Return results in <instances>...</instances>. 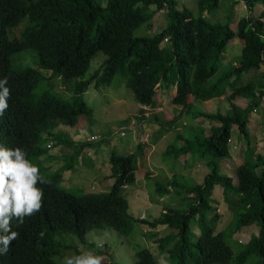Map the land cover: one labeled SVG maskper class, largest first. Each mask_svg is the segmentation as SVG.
Here are the masks:
<instances>
[{
	"label": "trees",
	"instance_id": "1",
	"mask_svg": "<svg viewBox=\"0 0 264 264\" xmlns=\"http://www.w3.org/2000/svg\"><path fill=\"white\" fill-rule=\"evenodd\" d=\"M245 1L250 11L256 5L263 6V11L259 17L250 14L242 18L235 30L232 24L211 23L204 16L205 11H210L206 8L218 7L220 0H199L200 16H195L187 6L180 8L178 0H39L37 5L27 0H0V27L13 31L20 25L29 28L25 32L22 27V37L15 42H26L29 49L37 52L43 68H54L65 79L77 80L83 78L99 53L105 54L107 58L93 79L97 87H112L115 78L121 75L137 103L146 109L161 107L164 94L174 105L172 116L158 112L150 118L145 116V108H139L137 118L169 126L174 131L185 114L195 121L192 139L178 137L186 138L185 145L179 146L183 153L176 154L171 144L166 154L175 158L194 155L208 167L214 166L217 160L224 161L220 162L221 167L219 164L218 168L210 169L200 183L186 186L174 175L165 186L156 185L155 193L162 197L172 194L175 202L185 205L164 208L161 215H150L143 220L149 229L146 238L154 237L155 243H159L161 259L168 258L177 264H188V260L194 264H230L233 250L228 242L238 243L233 236L239 233L240 238L241 233L256 224L259 235L252 233L250 247L239 253L235 264H264V156L253 149L248 129L251 113L264 103V72L259 81L243 82L244 75L264 69V0ZM14 7L29 15L16 16L19 12ZM164 10L168 23L162 31L150 37L135 36L136 29L143 24L151 31L155 15ZM236 37L243 43L242 56L238 63L227 67L226 50ZM166 38L169 43H165ZM33 75L30 70L18 74L7 63H0V79L7 77L14 94H29L38 79ZM81 85L86 89L81 90ZM88 86V81L79 82L77 96L82 97ZM213 99H226L230 109L225 113L194 110L197 102ZM93 112L86 103H64L52 93L32 92L25 102L18 104L12 123L2 118L0 143L19 146L28 159H33L43 153L44 133L56 128L52 122L42 121L54 118L73 125L79 117ZM235 125L247 140L246 158L237 169V182L221 172L232 160L228 140ZM139 145L140 149L145 146ZM140 151L138 155L125 157L113 155L112 176L116 182L112 192L103 198L75 199L40 184L46 206L50 205L51 209L45 208L44 201V207L34 216H26L22 225L18 226L15 218L12 220L11 228L19 232V237L10 242L6 252L0 244V264H64L65 255H79L85 250L107 256L103 264H109L108 245L98 248L90 242L88 233L110 229L108 226H117L122 233L132 230L135 221L128 214V201L122 190L136 181L134 169L142 156ZM220 186L229 208H233V218L225 234L214 236L213 226L220 216L211 202L214 189ZM232 197L237 199V205L233 204ZM197 215L202 234L193 242L190 221ZM210 215L214 216L208 219ZM207 222L210 225L206 226ZM159 227H167L166 237L160 238ZM40 233L44 234L43 238ZM69 236H74L76 244L67 240ZM136 257L133 264L160 261L148 248L138 251Z\"/></svg>",
	"mask_w": 264,
	"mask_h": 264
},
{
	"label": "rangeland",
	"instance_id": "2",
	"mask_svg": "<svg viewBox=\"0 0 264 264\" xmlns=\"http://www.w3.org/2000/svg\"><path fill=\"white\" fill-rule=\"evenodd\" d=\"M178 1L180 8L187 6L189 9H191L195 16L201 15L202 10L199 8V0ZM103 3H105V1ZM153 8L154 7L152 6V9ZM206 10L210 11H205L204 16L211 23L232 24L233 29L235 30L237 29L238 22L243 17L249 15V12L244 8L243 0H220L218 7L212 9L207 7ZM261 10V7L255 8L254 13H256V17L259 15ZM167 23L168 19L166 16V11L158 12L154 17V25L152 26L151 31L147 24H143L136 29L135 36H153L154 34L162 31L166 27ZM241 56L242 40L239 37H236L229 42L226 50L225 62L227 67L238 63L241 59ZM106 58L107 57L105 54L99 53L92 61L91 67L85 75V78L90 79L93 76V73L99 68L103 60H106ZM37 64L38 58L36 54L29 51L24 55H19L16 57V60L13 62V69L15 71H22L29 67L36 68ZM263 72L264 69L248 73L247 75L243 76L244 80H242L243 82L251 79L259 81L261 80V74ZM64 85H67V83L64 82ZM43 86L44 84H42V87ZM46 87H48L50 93L58 97V99H60L62 102H72V99H67V93L64 91L60 92L54 88H50L49 86ZM105 89H107V92L102 90L101 87L100 89L95 88L94 86L90 87L91 96L85 100L89 101V107H95V113L93 112L91 115L83 117L89 121L88 126L81 124L79 128H74L72 131L75 133H81L82 130L89 131L92 129V127L97 126V131L104 135V140H106V135L111 136L114 139L113 142H108L104 145L99 144L96 147L99 150V153L96 157L97 161L95 164L100 166L102 169V175L105 177L108 175V173L109 175L111 174L112 169L110 161L114 153L121 156L128 155L130 153L138 155L140 153V149L138 147L139 140L145 138L149 142L148 146L150 147L148 148V151L151 153L146 152L148 146H144L142 150L149 154L148 157L152 167V169L149 167V170L151 171L150 174H152V176L145 179V181L139 186H129L122 193V195L130 203L129 214L131 220L138 222L132 224V230H128L126 234H120L113 230H108V234L111 236V238L108 240L109 261L114 264H133L137 260L136 253L138 251L148 248L153 252L154 250L157 252L159 248V243H155L153 247V244L148 239H145L143 233L147 231V227L140 226L139 218L142 217L143 214H146V216L151 214V216H153L154 213H159V215H161L164 212V208L169 209V207H174V205L180 207L185 205L181 204L180 202H175L172 194L163 195L165 197H162L159 195V193H155L154 191L157 190L156 185L161 184L165 186L169 177L174 175H176L179 178L178 180L186 186L200 183L204 179L205 175L207 176V173L211 172L210 169L218 168L221 161L217 160L214 166L211 164L210 167H208L206 166L203 159H200L194 155L189 154L187 156L183 155L175 158L173 155L164 153V150L171 144H174L173 150L176 154L183 153L179 149V146L185 145L186 138H193L190 136L192 135V127H194L195 121L191 120L189 116H186V114L183 115L176 123V125L179 126L176 131H174V129H168L167 127L159 128L158 126L160 125L154 123L149 124L147 121L140 122L137 118V116L140 115L138 105L139 103H137L135 100L133 92L127 87L125 78L123 76L118 75L113 81L112 87L108 88L105 86ZM160 101L162 102L161 108L157 111H163V113L172 116L173 113H170L172 109L170 100H168V98H163L162 96ZM236 102L241 104V106H246V104L243 102ZM229 109L230 103L226 99H214L207 102L199 101L197 102L196 107H194V110L199 113H215L218 111L225 113ZM147 115H150V113H147ZM182 122L185 123L182 124ZM204 125L207 129H209L207 124ZM124 129L126 130V135L124 137H118L121 136L120 133L117 134L118 136H115V132H121ZM248 129L250 132V140L252 141L253 146H255V152L257 153L261 150L259 149L258 144L260 147L264 145V103L257 107L254 113L252 112ZM197 130V134H199L200 129ZM145 131H147L148 134L150 132V136H144ZM179 135H183L186 138H178ZM199 136L202 137L201 134H199ZM231 137V139L234 140L233 146L230 145L233 158L227 163L225 167L223 166L222 171L224 174L232 178H236L237 168L244 163L246 158L245 153L247 151V140L239 133L238 127L236 125L232 127ZM182 140L184 141L183 143ZM44 144L46 145V142H44ZM100 147L102 148L99 149ZM233 147L235 151H233ZM79 150L80 148L76 146L71 149L62 145H57L45 152L44 157L33 158L31 161L38 165L41 174L53 179L54 183H56L58 187L64 188L70 193L81 197L88 193L86 190L78 189L79 187L74 186L76 182L74 184H70L69 186H64L62 184L66 176H68L67 171L72 167L77 168L78 164H80V160L78 161ZM43 161L46 162L43 163ZM223 162L224 161H222L221 164ZM140 166L141 162L138 160L136 167L140 168ZM141 167L143 171L141 173L138 172L139 176L137 175V179L140 180V182H142L140 178H143L145 172L148 171L147 165H143ZM50 168H53L52 173L57 175L60 174V179L56 177V175L48 174V170ZM260 171L261 168L258 169V172ZM85 179L87 181L93 180V178L90 176H86ZM113 184L114 179H107L102 185H97L95 194L105 195L109 193ZM84 187L90 188L91 185L86 184ZM220 187L222 188V191H224L223 187ZM215 197L217 202L220 203V208L225 210L226 219L221 222V228H225L224 223L228 221L227 217L230 214L227 208L228 202L225 200L224 196H222L220 199L219 194H215ZM232 202L234 205H237L236 200L232 199ZM230 209L233 210V208ZM207 214L209 215V210L207 211ZM138 226H140L142 229H137ZM162 229L158 228L159 236L164 235L165 230L168 232L167 228L163 230ZM190 229L191 234L193 233V230H195V232L198 234L199 223H196L195 220L192 219ZM258 229L259 226L256 224L253 225V227H249L244 232L251 236L252 233H257ZM243 233H241L240 236H242ZM66 238L68 241L73 240V242L76 244L77 240L74 238V236H69ZM197 239L198 237H195V235L192 234V241L194 242ZM228 243L233 250L232 261L230 264H235L239 253L242 251V245L237 244V242L234 240L232 243ZM81 249H83V247H81ZM66 257H69V255H65V258ZM160 260H165L167 264H177L168 258ZM188 262L194 264V262L191 260H188ZM58 263L61 264L60 262Z\"/></svg>",
	"mask_w": 264,
	"mask_h": 264
},
{
	"label": "clouds",
	"instance_id": "3",
	"mask_svg": "<svg viewBox=\"0 0 264 264\" xmlns=\"http://www.w3.org/2000/svg\"><path fill=\"white\" fill-rule=\"evenodd\" d=\"M21 1L25 2L26 0H21ZM27 1L30 4L37 5L39 0H27ZM235 1H242V0H235ZM243 2H244V8L249 12V15L253 14L255 16L256 13H254V10L257 7H261L262 8L261 12L263 11V6L261 5H256L253 8V10L250 11L248 9L247 2L245 0H243ZM14 9L17 10L18 12L20 11L19 8L17 7H14ZM261 12L259 13L257 17L261 15ZM26 15L28 16L29 14H25L23 12H19L16 14V16H26ZM22 27L23 25H20L18 28L14 29L15 31L6 29L4 27H0V63H4V62L7 63L8 65H10L11 69L18 74L25 73L28 70H30V72H33L34 73L33 78H38V79L35 81V88L31 89L30 93L33 92L34 94H39V95L43 93H50L48 87H46V86H49L50 88H54L60 92L64 91L65 93H67V99H75V97L77 98L75 101L73 100L72 102L64 101V103H72V104H81V103L85 104L86 103L88 105L89 101H86L85 99L91 96L90 87L94 86L95 88L100 89V87H97L93 79L94 77H97L96 76L97 72L98 70L101 69L105 60H103L99 68L93 73V76L90 79L85 78V75L87 74L88 71L83 76V78H79L77 80L65 79V76L62 73L55 72L54 68L53 69L43 68L39 64V59H38V64L36 68L29 67L22 71H15L13 69V62L16 60L17 56L24 55L27 52L31 51L35 53L38 58L37 52L29 49L28 44L26 42L22 44H18L15 42V39L17 40L21 39L22 36L20 35V33L22 30L26 32L29 29V28L24 29V27L22 29ZM34 29H39V28H34ZM6 34H7V37H6ZM165 43H169V38L165 39ZM242 46H243V43H242ZM90 67H91V64H90ZM82 81H88L89 86L87 90L81 95L82 97H78L76 94L77 92L75 91H77L76 87L78 86V83ZM64 82H66L67 85H64ZM42 84H44L43 87H42ZM108 88H111V87H108ZM84 89H86V87L84 85H81V90H84ZM70 90H73V91H70ZM102 90H105L107 92V89L105 88H102ZM29 94L27 95L14 94L12 92L11 85L8 84L7 77H4V78L2 77V79H0V123L1 121H3L2 118L4 117L7 119L6 121H10L12 123L18 113V104L25 102L26 97H28ZM171 107L174 108V105L172 103H171ZM139 108H145L146 112L144 114L147 117H153L158 112H163V111H157L161 107L157 108L156 110H153V109H146V107L139 105ZM92 109L95 110V107ZM255 111L256 109H254L253 113ZM147 113H150V115H147ZM170 113H173V111ZM138 120L140 122L147 121L142 118H138ZM250 120H251V115L249 117L248 126L250 125ZM42 122H47V123L52 122V125H54L56 128H53L52 130H50L49 133L48 132L44 133V142H46V145L43 143V147H42L43 153L36 158L44 157L45 152H47L49 149L54 148L57 145H62L66 148H71V149H73L74 146L79 147L80 150L78 153V161L80 160V164H78L77 168L72 167L67 171L68 176H66L62 184L64 186H69L70 184H74L76 182L74 186L79 187L78 189L86 190L88 194L78 197L70 193L66 189L58 187L57 184L54 183L53 179H50L49 177L40 173L38 165L33 163L31 159L27 158V153L21 147L19 146L8 147L0 143V233H3V235H0V244H3L4 252L7 251L10 242L19 237V232L13 231L11 228V222L14 218L16 219L18 226L22 225L24 223V218L26 216H29V217L34 216L37 212H39L42 209V207H44V201H45V208H47L48 210L51 209L50 205L46 206L45 193L43 192V189L39 186L40 184H47L51 186V188L58 190V191H62L66 193L67 195L74 197L75 199H89V198L99 199V198H103L109 195L112 192V188L109 193L105 195H99V194H95L97 185H102L107 179H111V180L114 179V184L116 182V179L112 176L113 175L112 170H111V174L109 175L108 173V175L105 177L102 175V169L100 168V166L95 164V162L97 161L96 157L99 153V150L96 148L97 145L99 144L104 145L105 143L113 142L114 139L111 136L106 135V140H104V135L97 131V126L92 127V129L89 131L82 130L81 133L73 132L72 130L74 128H79L81 124L88 126L89 121L83 117H79L78 122L73 125L66 124L65 122H63V120H60V119L54 120V118L50 120L46 119ZM182 123L184 124L185 122H182ZM158 127L159 128L167 127L168 129H172V128H169V126L160 125ZM118 133H120L121 136H118L117 135ZM149 134L147 131H145L144 136H150ZM125 135H126L125 129L121 132H118V131L115 132V136H118V137H124ZM231 138L228 140L229 147L230 145L233 146V143H234V140H232ZM140 143H143L145 146L149 145V142L145 138H142L139 140L138 147L140 146L139 145ZM149 147L150 146L147 147L146 152L151 153L150 151H148ZM258 147L261 150L258 151L257 153H261L264 155V145L260 147V145L258 144ZM101 148L102 147H100L99 149ZM166 149L164 150V153ZM230 151H231V147H230ZM233 151H235L234 147H233ZM146 152L142 150V153L140 154L142 156L139 162H141V166L147 165L148 171L145 172L146 176L144 175L143 178H140L142 180V182H140V180L137 179V175L139 176L138 172L141 173L143 169L141 166L140 168L135 166L134 173L136 176V181L132 185L134 187L139 186L141 183H143V180L147 176H149L148 174H150L151 172L149 170V167L152 169L151 163L148 157L149 154H147ZM128 155H132V154L130 153ZM128 155H123L122 157H125ZM231 155H232V152H231ZM112 157H111V160H112ZM232 158H233V155H232ZM45 162L46 161H43V163ZM110 165L112 169L111 161H110ZM240 167L241 166H239L238 168ZM52 170L53 168H50L48 170V174L56 175V177L60 179V174L58 175L54 174L52 173ZM222 170L223 168L221 169V172L224 173ZM86 176L92 177L93 180L87 181L85 179ZM150 176H152V174H150ZM232 179L234 180V182L235 181L237 182V176L236 178H232ZM86 184H90L91 187L90 188L84 187V185ZM128 187L129 186L124 187V189L122 190V193ZM215 194H219L220 199L222 198V196H224L225 198V194H224V191H222V188L220 187L214 189L213 191L214 201L211 202V206L215 208V212L217 213L216 215L220 216L219 222H217L215 226H213L214 228L213 235L217 236L219 234H225L227 232V227L229 226L230 222L232 221L231 219L233 218V212L231 211V209L229 208V204L227 203V208L230 214L227 217L228 221L224 223L225 228H221L222 227L221 222L226 219L225 218L226 214H225V210L220 208V205H219L220 203L217 202ZM129 208H130V203L128 201V214H129ZM150 215L146 216V214H143V216L139 218L140 226L146 227V225L143 224L142 221L149 219ZM158 215L159 213L157 214L154 213V216H158ZM213 216L214 215H210L208 219H211ZM193 219L195 220L196 223H199L198 215L194 217ZM191 221H190V224H191ZM137 222L138 221H135L133 224ZM207 225H210V224L207 222L206 226ZM140 226H138L137 229L141 230L142 228ZM108 228L110 229L104 228L98 231H94L93 232L94 234L88 233V238L90 242H94L96 243L98 248H102L103 245L109 246L108 240L111 238V236L108 234V230H113L120 234H126V233H122L121 230H119L117 226H108ZM159 228L166 229L167 227H159ZM148 230L149 229L147 228V231ZM198 230H199L198 234L195 232V230H193V232H194L195 237L199 238L202 234L200 226ZM147 231L143 233L145 239H147L146 238L148 235ZM164 233L165 234L160 236V238L164 236L166 237L168 232H166L165 230ZM169 233H171V230L169 231ZM43 235H44L43 233H40L41 238H43ZM257 235H259V229H258ZM233 238L238 241L237 244L242 245L241 250L245 251V250H248V247H250L249 245H250L251 238L246 232H244L240 238H239V233H236L233 236ZM149 241L153 244V247H154L155 238L152 237ZM108 249L109 247L106 249V251H108ZM150 251L154 257L161 259L162 255H161L159 248L157 252L155 250L153 252L151 249ZM106 257L107 256L97 255L93 251L85 250L84 252H81L79 255H72V256L66 257L64 260V264H103V261L106 260ZM110 263L111 262L109 261V264ZM187 263L189 264L190 262L187 261ZM111 264H114V263H111ZM158 264H167V262L165 260H160L158 261Z\"/></svg>",
	"mask_w": 264,
	"mask_h": 264
},
{
	"label": "crops",
	"instance_id": "4",
	"mask_svg": "<svg viewBox=\"0 0 264 264\" xmlns=\"http://www.w3.org/2000/svg\"><path fill=\"white\" fill-rule=\"evenodd\" d=\"M163 96V98H167V95H162ZM162 104V102L160 101V105ZM164 110V109H163ZM173 111V108L171 109V112Z\"/></svg>",
	"mask_w": 264,
	"mask_h": 264
}]
</instances>
